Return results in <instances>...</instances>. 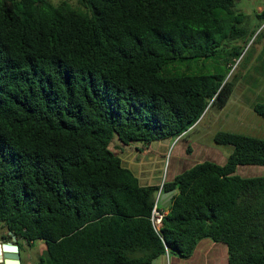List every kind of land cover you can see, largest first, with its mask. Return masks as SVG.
Here are the masks:
<instances>
[{
    "label": "trees",
    "instance_id": "1",
    "mask_svg": "<svg viewBox=\"0 0 264 264\" xmlns=\"http://www.w3.org/2000/svg\"><path fill=\"white\" fill-rule=\"evenodd\" d=\"M238 1L0 0L2 240L14 236L19 253L43 242L38 264L186 260L204 239L228 264H264V176L236 174L264 167V140L217 132L232 148L223 164L161 185H142L110 149L186 139L226 105L234 79L203 67L239 58L255 34ZM256 17L264 24V10ZM252 110L264 120V102ZM160 188L174 194L157 204L156 230Z\"/></svg>",
    "mask_w": 264,
    "mask_h": 264
},
{
    "label": "rangeland",
    "instance_id": "2",
    "mask_svg": "<svg viewBox=\"0 0 264 264\" xmlns=\"http://www.w3.org/2000/svg\"><path fill=\"white\" fill-rule=\"evenodd\" d=\"M47 1L53 5L65 1L74 8H81L78 0ZM235 8L246 16L244 26L247 30L254 31L255 34L248 39L239 58L226 59L229 66L221 58L206 61L203 67L212 71L217 68L219 72L227 74L228 80L234 79V90L226 105L218 110L209 109L196 128L183 140L158 141L149 146L139 143L125 146L117 138L112 141L110 149L121 158L124 166L132 170L142 185H161L173 175L201 161L223 164L232 148L214 143L213 137L217 132L264 140V120L252 110L254 104L264 102V24L256 17L264 10V0H240ZM180 68L176 67V70ZM185 70L184 66L180 71ZM196 73L194 70L187 72ZM188 145L191 147L190 154H186ZM236 174L242 177L264 176V167L240 166ZM1 236H5V230L0 229ZM10 241L0 238V243ZM22 244L23 249L19 253L21 264H38L39 256L45 250L44 243L37 241L30 247L23 242ZM165 257L157 258L152 264H167L164 262ZM161 259L162 262H159Z\"/></svg>",
    "mask_w": 264,
    "mask_h": 264
},
{
    "label": "crops",
    "instance_id": "3",
    "mask_svg": "<svg viewBox=\"0 0 264 264\" xmlns=\"http://www.w3.org/2000/svg\"><path fill=\"white\" fill-rule=\"evenodd\" d=\"M226 254V247L223 244H215L204 239L198 243L189 259L182 260L170 255L165 257L164 262H167V264H228ZM159 262H162V259Z\"/></svg>",
    "mask_w": 264,
    "mask_h": 264
},
{
    "label": "water",
    "instance_id": "4",
    "mask_svg": "<svg viewBox=\"0 0 264 264\" xmlns=\"http://www.w3.org/2000/svg\"><path fill=\"white\" fill-rule=\"evenodd\" d=\"M174 191L163 193L160 196V203L166 208L172 198ZM11 235V233H9ZM16 238L12 236L11 241L0 243V264H21L19 249L15 245Z\"/></svg>",
    "mask_w": 264,
    "mask_h": 264
},
{
    "label": "built area",
    "instance_id": "5",
    "mask_svg": "<svg viewBox=\"0 0 264 264\" xmlns=\"http://www.w3.org/2000/svg\"><path fill=\"white\" fill-rule=\"evenodd\" d=\"M160 196H161V188H160L159 192L157 193L155 206L152 210V214H151V218H150V221L156 230H158L159 227L161 226L162 218L164 216V213L157 208V204L160 201Z\"/></svg>",
    "mask_w": 264,
    "mask_h": 264
},
{
    "label": "flooded vegetation",
    "instance_id": "6",
    "mask_svg": "<svg viewBox=\"0 0 264 264\" xmlns=\"http://www.w3.org/2000/svg\"><path fill=\"white\" fill-rule=\"evenodd\" d=\"M20 255V254H19Z\"/></svg>",
    "mask_w": 264,
    "mask_h": 264
}]
</instances>
